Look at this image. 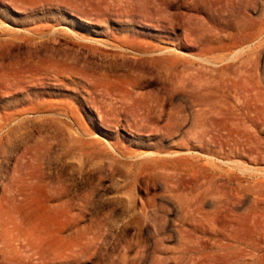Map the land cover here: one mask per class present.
I'll use <instances>...</instances> for the list:
<instances>
[{"label":"rangeland","instance_id":"1","mask_svg":"<svg viewBox=\"0 0 264 264\" xmlns=\"http://www.w3.org/2000/svg\"><path fill=\"white\" fill-rule=\"evenodd\" d=\"M0 264H264V0H0Z\"/></svg>","mask_w":264,"mask_h":264},{"label":"bare ground","instance_id":"2","mask_svg":"<svg viewBox=\"0 0 264 264\" xmlns=\"http://www.w3.org/2000/svg\"><path fill=\"white\" fill-rule=\"evenodd\" d=\"M205 134H206V133H205ZM205 134H204V135H205ZM239 200H240V199H239Z\"/></svg>","mask_w":264,"mask_h":264}]
</instances>
